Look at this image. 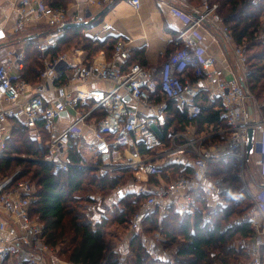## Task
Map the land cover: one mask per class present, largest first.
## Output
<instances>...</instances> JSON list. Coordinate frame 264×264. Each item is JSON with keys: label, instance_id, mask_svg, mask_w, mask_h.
Wrapping results in <instances>:
<instances>
[{"label": "built area", "instance_id": "built-area-1", "mask_svg": "<svg viewBox=\"0 0 264 264\" xmlns=\"http://www.w3.org/2000/svg\"><path fill=\"white\" fill-rule=\"evenodd\" d=\"M116 1L87 0L83 13L72 12L69 6L53 7L47 0L14 2L18 20L12 27L13 33H20L41 19L50 28L39 36L44 60L39 83L21 77L25 51L8 49L0 57V157H16L6 152V148L12 120L19 119L36 140L42 141L46 135L48 152L41 161L52 164L56 171L73 167L108 172L133 169L138 186L134 189L127 186L124 190L136 191L145 201L134 216L123 245L116 250L121 264H127L131 237L140 230L144 215L158 212L162 221L171 207L182 215L193 213L201 190L206 191L209 204L216 206L222 201L221 188L211 183L210 165L236 158L243 166L245 160L254 156L261 181L259 184L245 181L244 187L253 200L247 218L257 234L260 226L255 215L264 221V101L256 99L246 79L249 69L246 45L236 41L218 2L166 0L164 3L186 21L185 28L176 36V40L185 38L186 45L165 59L159 69L140 62L129 63L136 42L132 37L120 36L112 58H107L105 51L92 59H88V54L82 55L83 49L53 52L66 33L67 23H84L93 17L92 7L105 9ZM131 2L140 8L141 0ZM207 24L213 29V39H221L234 57L238 73L232 77H223V69L216 66V57L206 53L209 45L198 34V28ZM100 26L95 38L113 28L106 21ZM7 36L4 28H0V39ZM189 67H193L195 79L187 75ZM172 100L188 121L183 128L173 125L166 133V107ZM215 103L220 104L216 108L222 109L228 126L214 129L213 125L205 124L200 130L197 119L204 106ZM65 117L69 119L63 123ZM210 129L213 132L200 134ZM250 129L255 134L253 152L248 157ZM86 144H92L100 153V163L74 160L72 152L80 151ZM183 154H189V163L182 162ZM171 162L182 163L183 169L190 166L193 173L170 182L151 181L152 177L159 180L165 174L172 176L166 170ZM18 174L19 171L0 179V264L15 257L20 258L19 264H50L44 225L30 213L34 184L15 179ZM209 219L205 215V221ZM154 238L160 241L162 235L158 233ZM234 245L249 252V264H264V242L255 236L242 238ZM156 255L165 253L160 251Z\"/></svg>", "mask_w": 264, "mask_h": 264}, {"label": "trees", "instance_id": "trees-1", "mask_svg": "<svg viewBox=\"0 0 264 264\" xmlns=\"http://www.w3.org/2000/svg\"><path fill=\"white\" fill-rule=\"evenodd\" d=\"M70 1L47 0L53 7H67ZM189 1L198 2V0ZM215 1H220L219 11L225 16V22L232 29L237 42L248 39L252 46H261L260 50L249 55L246 79L250 90L258 98H263L264 39L258 38V31L259 27L264 25L262 20L264 0ZM113 5L107 7L105 12L107 13ZM226 6L229 7V14L225 15L223 10ZM95 23L67 27L65 35L60 38L53 52L58 54L67 52L71 48H80L88 52V59H92L101 51H105L107 58H112L114 46L120 36L110 35L101 40L86 34L85 30ZM173 33L175 36L178 35L175 30ZM174 44L169 45L166 54L162 57L163 61L185 46L183 41L177 46ZM132 51L129 63L140 62L147 65L143 48H134ZM25 52V66L21 70V77L37 84L41 81L40 75L44 68L39 37H33L28 41ZM218 105L220 106L216 103L204 106L202 114L197 119L200 130L205 124L213 125L215 129L228 126L227 119L222 115V109L216 108ZM166 110V133L173 125L183 128L188 120L186 114L179 110L176 102L173 100L167 102ZM12 126V132L7 138L6 152L26 153L32 156H44L48 152L46 135L42 141L36 140L32 131L19 119H13ZM144 151L142 147V152ZM72 156L76 161L90 164L101 162V155L92 144H86L80 151L72 152ZM238 164V159L228 158L210 165V180L222 185L220 192L222 201L212 211L206 191L201 190L198 194V205L193 213L182 215L171 207L162 221L158 212L144 215L140 230L135 231L131 237L129 245L131 263L230 264L232 261L242 260V264H248L251 260L250 254L234 245L237 238L256 236L254 226L247 218L253 200L244 185L242 186ZM16 166H23V170L15 179L30 178L35 184L30 213L43 223L46 244L51 246L63 244L65 246L63 252L74 264H121L119 253L114 251L116 244H112L109 239L107 227L115 224L127 232L134 216L145 201V198L136 191H127L122 197L115 192L119 186L133 179V169L108 172L91 167H73L68 171H56L53 165L47 162L10 156L0 157V177L9 176ZM166 170L171 171L175 176L193 173L190 166L183 169V164L179 162L169 163ZM165 176L169 179L166 174ZM151 181L156 182L157 178L152 177ZM115 193L117 199L113 200V197H116ZM86 201L96 204L93 218L84 207ZM206 212L211 213L208 221H205ZM158 231L162 235L164 244L175 246L171 258L153 254L147 244V238Z\"/></svg>", "mask_w": 264, "mask_h": 264}, {"label": "crops", "instance_id": "crops-1", "mask_svg": "<svg viewBox=\"0 0 264 264\" xmlns=\"http://www.w3.org/2000/svg\"><path fill=\"white\" fill-rule=\"evenodd\" d=\"M16 0H0V28H4L8 36L0 39V47L2 45L9 46V50L16 49L17 51H25L26 45L29 41L28 37H39L47 32L50 26L44 19L38 22L30 24L20 33H13L12 27L18 20V12L15 9L14 2ZM166 0H141V6L137 9L131 0H118L109 9V11L97 22L101 24L102 21H106L112 24L113 28L100 33L99 38L101 40L107 38L110 35L113 36H125L136 39L134 48H143L145 51V57L147 60V66L155 67L159 69L163 63V55L166 54L167 49L171 43H175L176 46L180 42H184L186 45V39L176 40V36L173 31H180L185 28L186 21L180 17L176 12L172 11L168 5L164 3ZM87 0H72L69 4V8L72 12L83 13L86 7ZM181 7V6H180ZM182 9H185L181 7ZM102 10L100 7H92L93 16ZM47 26L46 30L35 29L41 26ZM45 29V28H44ZM100 29L93 37L97 36ZM198 34L201 38L208 43L207 54L216 57V66L223 69V77H232L237 74L234 59L228 52L225 43L221 39H213V29L210 26L204 25L198 28ZM32 37V38H33ZM174 44V45H175ZM82 54L85 56L87 51ZM187 75L195 79L193 67H189ZM64 115H67L64 114ZM69 118L65 117L62 121L67 122ZM189 154H183L181 156L182 162L189 163ZM253 157V165L257 169V174L260 179L259 166L255 163ZM137 183V184H136ZM139 181L135 178L128 182V186L134 189L138 186ZM260 183V182H259ZM111 201V200H110ZM113 206H111L112 208ZM257 223L260 226V231L256 234V239L264 242V221L256 214ZM147 244L151 248L153 254H157L162 249V242H157L152 236L147 238ZM131 253L127 264H132L130 261ZM20 258L15 257L8 263L19 264ZM50 264H74L67 262L58 257L48 258Z\"/></svg>", "mask_w": 264, "mask_h": 264}, {"label": "rangeland", "instance_id": "rangeland-1", "mask_svg": "<svg viewBox=\"0 0 264 264\" xmlns=\"http://www.w3.org/2000/svg\"><path fill=\"white\" fill-rule=\"evenodd\" d=\"M72 1V0H71ZM70 1V2H71ZM212 2H215V0H211ZM216 2H218L219 4H220V1H216ZM201 3V0H198V2H194V4H200ZM70 4V3H69ZM69 6V5H68ZM223 12H224V14L226 15V14H229L228 12H229V7L228 6H226L225 7V9L223 10ZM224 18H225V16H224ZM226 20V19H225ZM262 20H263V22H264V15H263V17H262ZM100 23L99 24H94L93 26H90L89 28H87L86 30H85V32H86V34H88V35H90V36H93V35H95L96 34V32L100 29ZM45 28V29H44ZM36 30L37 29H41V30H46L47 29V26H41L40 28H35ZM258 38L259 39H261V40H263L264 39V25L263 26H261V27H259V31H258ZM236 39V38H235ZM239 44H245L246 45V47H247V54H248V56L251 54V53H254V52H256V51H258V50H260L261 49V46L260 45H258V46H252L251 45V43H250V40H248V39H244L242 42H239ZM8 48H9V46H7V45H2L1 47H0V57H4L7 53H8ZM75 49L76 50H79L80 48H71L69 51L70 52H73V51H75ZM99 54V53H98ZM97 54V55H98ZM95 56V55H94ZM232 57H233V55H232ZM234 58V57H233ZM248 64H249V62H248ZM32 83V82H31ZM33 84H35V83H33ZM253 92V91H252ZM253 94L255 95V97H256V99L259 101V102H262L263 100H264V97L263 98H258L257 96H256V94L253 92ZM198 126H200L199 124H198ZM215 129V128H214ZM207 132H213L212 131V129H210V130H205L204 132H200V134H206ZM199 135V134H198ZM107 137H108V139H110L111 138V135H109V134H107L106 135ZM195 145H198V144H195ZM168 146H170V144L168 145ZM191 152V151H190ZM13 156H16L17 158L19 157H25V158H21V159H24V160H31V161H40V162H43V161H41V159L44 157V156H32V155H29V154H26V153H19V154H13ZM253 157H250L249 159H247V160H245V162H244V165L242 166V164L241 163H239V161H238V165H239V176H240V179H241V182H242V186L244 185V182L246 181L247 182V184H259V181H261L260 179H259V177H258V174H257V169H256V167L253 165ZM23 170V166H16V167H14V169H13V172L12 173H10L9 174V176L10 175H12V174H14L15 172H17V171H19V172H21ZM119 171H121V170H119ZM115 172H118V171H115ZM181 177V175H178V176H175V175H172V176H170L169 177V179L168 178H166V177H164V176H162L159 180H157L158 182H160V180L162 179V180H164V182H170V180L172 179H176V178H178V177ZM133 178H135V175H134V177ZM0 179H3V177H0ZM24 180H28V181H30L31 183H33V181L30 179V178H24ZM211 183L213 184V185H215L218 189L219 188H221V190H222V185L220 186L219 185V183H217V181H211ZM34 184V183H33ZM128 183L126 182L125 184H123V185H121V186H119L116 190H115V192L117 193V190L119 189V188H122V189H125L126 190V188H127V185ZM137 184V183H136ZM34 187H35V184H34ZM36 189V188H35ZM115 193V194H116ZM99 195V194H98ZM116 197H113V200H116L117 199V194L115 195ZM96 206V204L95 203H93V202H88V201H86V202H84V207L87 209V212H89L91 215H90V217L92 218V216L93 215H95V213H94V209L96 208L95 207ZM213 208H215V206L214 205H211V211L213 210ZM209 211H210V209H209ZM210 211V212H211ZM207 213V212H206ZM205 213V214H206ZM93 214V215H92ZM206 215H209V218H211V213H207ZM33 218L34 219H36L37 221H39L40 223H41V221L38 219V217L37 216H33ZM130 229V228H129ZM107 232L109 233V239L111 240V242H112V244H116V247H115V249H114V251L116 252V250H117V248H119L120 246H122L123 245V239H124V236L127 234V232H126V230L125 229H123L122 227H120V226H118V225H115V224H110L108 227H107ZM158 233H160L159 231L158 232H156L152 237L154 238V236L156 235V234H158ZM161 234V233H160ZM242 238H246V237H241V238H237L235 241H234V243L236 244V242L238 241L239 242V240L240 239H242ZM156 240V239H155ZM157 242H162V249H161V252H164L165 253V256L167 257V258H171L173 255H174V251H175V246L174 245H171V246H167L166 244H164V242H163V239H161L160 241H158V240H156ZM47 246H48V249L50 250L49 251V254H48V258H50V257H58V258H61L62 260H64V261H67V262H71L70 260H69V258L67 257V255H66V253H64L63 252V250H64V248H65V246L62 244H59V245H57V246H51V245H48L47 244ZM67 248V247H66ZM241 248H243V247H241ZM244 250H246L245 248H243ZM247 251V250H246ZM248 252V251H247ZM249 253V252H248ZM250 262H251V260H250ZM249 262V263H250ZM243 263V261L242 260H238V261H232L230 264H242ZM248 263V264H249ZM4 264H10V263H4ZM216 264H221L220 262H216Z\"/></svg>", "mask_w": 264, "mask_h": 264}, {"label": "water", "instance_id": "water-1", "mask_svg": "<svg viewBox=\"0 0 264 264\" xmlns=\"http://www.w3.org/2000/svg\"><path fill=\"white\" fill-rule=\"evenodd\" d=\"M105 9L100 10L98 13H96L92 18H90L88 21L84 22V23H80V22H69L66 24V27L69 26H87V25H91L93 23H97L98 20L100 18H102L106 12ZM95 23V24H96ZM242 84L244 85V81H242ZM127 99H129V97H127ZM67 112H64V114H66ZM254 134H255V130L254 129H250L248 132V143H247V156L249 157L250 154L253 152V147H254ZM126 193V191L124 189H119L118 190V194L122 197L124 194Z\"/></svg>", "mask_w": 264, "mask_h": 264}]
</instances>
